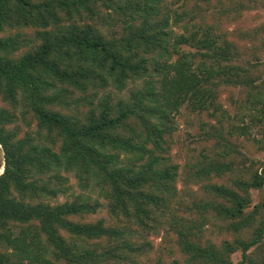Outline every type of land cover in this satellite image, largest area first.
<instances>
[{
    "label": "trees",
    "instance_id": "1",
    "mask_svg": "<svg viewBox=\"0 0 264 264\" xmlns=\"http://www.w3.org/2000/svg\"><path fill=\"white\" fill-rule=\"evenodd\" d=\"M203 12L181 24L195 17L165 0H0V264H234L239 251L264 264V158L229 147L181 170L171 156L181 107L215 115L224 88L264 125V51ZM70 173L83 192L54 202ZM212 221L232 239L206 238ZM157 236L169 261L151 256Z\"/></svg>",
    "mask_w": 264,
    "mask_h": 264
},
{
    "label": "rangeland",
    "instance_id": "2",
    "mask_svg": "<svg viewBox=\"0 0 264 264\" xmlns=\"http://www.w3.org/2000/svg\"><path fill=\"white\" fill-rule=\"evenodd\" d=\"M238 1H246L249 6H245L240 10V6H238L237 10ZM262 1L263 0H256L255 2L251 0H211L209 3H206L201 0H165V3L172 12H183L187 10L189 16L192 14V16L195 17L194 20H189L188 18L190 17H186L181 24L191 21H200L202 19L201 12L204 11V17L208 23L216 22L217 31L225 32L227 37L235 40L243 49L256 47L258 51L260 49L264 51V48H261L262 41L264 40V5ZM197 4L208 10L198 9V15L195 16L193 12L196 14ZM174 28L177 32L182 30L179 25H176ZM255 30L259 34L258 38L249 39L244 35L245 32H253ZM257 55H260V53ZM261 61H264V52ZM261 67H264V65ZM140 83L141 80L130 82L122 95L125 96L130 87L139 85ZM238 100V89L229 87L224 88L220 92L218 102L222 110L217 109L215 115L212 114V112H214L213 109L209 111L193 112L187 108L186 105L181 107L176 117L178 128L174 133V140L171 145V156L173 161L179 164L181 170H188L189 165L203 159L205 155L214 156L215 153L218 155V153L220 154L222 151H229V147H233L232 149H239L250 158H264V125L261 123L254 124L248 117L245 121H241L237 117L238 107L236 102ZM0 105H3L1 99ZM14 124H18L26 130L32 127L28 126L22 117ZM241 125L246 127V129H241ZM231 153L235 157L239 156L238 153ZM246 161L247 163L250 162V160ZM68 175L70 176L71 189L67 194L60 195L54 202H63L67 199H72L76 194L83 192L74 175L71 173ZM215 180L227 181V177L215 178ZM200 184L201 183H189L188 185H184L181 180L179 187L182 188V190L184 188L182 192L183 195L186 194L188 190L193 194H201ZM251 193L252 203L256 204L259 201L258 190H251ZM92 195L94 197L97 196L95 192H92ZM101 200L105 203L104 199ZM93 216L107 217L106 207H102ZM218 223L219 222H217V224ZM205 229V237L216 243H220L224 239H232L230 234L222 231V228L219 226L216 227L213 221L207 223ZM160 236L153 238L156 249L152 252L151 256L154 260L161 256L169 261L172 257H168L167 254L164 255L162 253ZM174 257L182 258L180 253H176ZM232 259L234 264H238L241 260V252L234 253Z\"/></svg>",
    "mask_w": 264,
    "mask_h": 264
}]
</instances>
